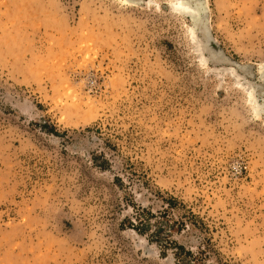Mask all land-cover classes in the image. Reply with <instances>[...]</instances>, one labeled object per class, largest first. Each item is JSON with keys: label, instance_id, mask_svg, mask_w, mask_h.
Wrapping results in <instances>:
<instances>
[{"label": "rangeland", "instance_id": "obj_1", "mask_svg": "<svg viewBox=\"0 0 264 264\" xmlns=\"http://www.w3.org/2000/svg\"><path fill=\"white\" fill-rule=\"evenodd\" d=\"M204 6L201 61L170 0H0V264H264V0Z\"/></svg>", "mask_w": 264, "mask_h": 264}, {"label": "bare ground", "instance_id": "obj_2", "mask_svg": "<svg viewBox=\"0 0 264 264\" xmlns=\"http://www.w3.org/2000/svg\"><path fill=\"white\" fill-rule=\"evenodd\" d=\"M170 7L179 12L187 14L191 19V25L189 26L188 33L191 39L195 42L196 49L200 53L201 61H204V57L201 54L204 48L208 51L210 57L216 59L222 57L219 48L213 42V37H211L210 33L208 32L204 0H170ZM195 29L201 33L202 43L199 42L201 40H195ZM258 72L261 75V79L264 80V66H259ZM250 89L251 90L248 91L246 98L249 105L251 106V109L258 113L261 109V106H264V90L259 88L256 90L255 86H250ZM255 90L257 91V94L255 93ZM259 94L262 96L263 100L261 103L257 104L256 97Z\"/></svg>", "mask_w": 264, "mask_h": 264}, {"label": "water", "instance_id": "obj_3", "mask_svg": "<svg viewBox=\"0 0 264 264\" xmlns=\"http://www.w3.org/2000/svg\"><path fill=\"white\" fill-rule=\"evenodd\" d=\"M219 50H220V48H219Z\"/></svg>", "mask_w": 264, "mask_h": 264}]
</instances>
